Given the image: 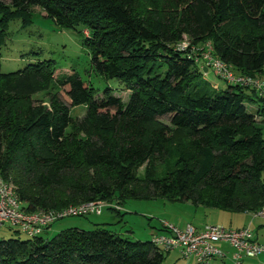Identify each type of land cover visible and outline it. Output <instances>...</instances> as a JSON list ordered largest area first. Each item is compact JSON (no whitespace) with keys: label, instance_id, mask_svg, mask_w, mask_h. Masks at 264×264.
I'll list each match as a JSON object with an SVG mask.
<instances>
[{"label":"trees","instance_id":"1","mask_svg":"<svg viewBox=\"0 0 264 264\" xmlns=\"http://www.w3.org/2000/svg\"><path fill=\"white\" fill-rule=\"evenodd\" d=\"M35 7L58 28L81 26L91 69L128 94L99 96L75 71L55 76L53 60L0 70V174L26 211L158 197L234 213L264 205L263 99L209 83L175 49L209 41L237 73L264 78V0H0V44L7 22L28 24ZM8 228L0 264H161L168 253L101 228L51 238Z\"/></svg>","mask_w":264,"mask_h":264},{"label":"rangeland","instance_id":"2","mask_svg":"<svg viewBox=\"0 0 264 264\" xmlns=\"http://www.w3.org/2000/svg\"><path fill=\"white\" fill-rule=\"evenodd\" d=\"M34 15L32 21L26 25H23L19 18L7 22L6 34L0 44V70L2 72L17 71L37 61L53 60L59 67L55 71V76L75 71L84 81L91 84L99 96L105 88L116 87L114 82L104 80L102 76L91 69L89 51L83 45L86 31H83L81 26L58 28L52 19L46 17L37 7L34 8ZM204 79L211 84L215 83L220 88L226 87L227 84L218 78L211 69L205 73ZM116 88L114 89L115 94L126 101L127 91L121 90L120 87ZM60 95L62 100L69 105V100L62 90ZM45 96V93H40L36 97L43 99L46 104ZM248 109L252 110L253 107L248 105ZM84 113L83 105L71 108V115L74 118H80ZM161 119L168 124L167 117ZM262 126L264 135V124ZM161 167L158 164L159 170ZM143 169V166L140 167L136 173L141 175ZM121 207L122 211L120 212L103 208V215L100 217H96L95 214L65 217L53 224V230L48 233L44 232L41 236L51 238L69 227L86 230L101 228L131 240L146 241L150 239L152 232L156 233L161 228L164 221L181 227L187 223L195 224V222L203 220L205 222H222L232 228H239L250 223L254 235L256 231H259L260 235L264 237V219L253 218L250 213L208 209L194 206L190 202L172 201L163 197L150 200L126 199ZM97 220L105 222L97 223ZM14 235L12 230H9L8 224L0 228V239ZM19 236L26 237L22 233ZM161 264H195V259L193 257L182 258L177 251H170L165 254Z\"/></svg>","mask_w":264,"mask_h":264},{"label":"built area","instance_id":"3","mask_svg":"<svg viewBox=\"0 0 264 264\" xmlns=\"http://www.w3.org/2000/svg\"><path fill=\"white\" fill-rule=\"evenodd\" d=\"M175 49L185 53L200 67L211 69L225 82L253 89L264 101V78L237 73L231 64L214 55L209 41L193 44L183 37ZM105 206L118 208L117 204L96 200L60 209L26 211L15 185L0 174V228L8 224L28 237L42 234L65 217L99 215ZM250 214L253 218L264 219V205ZM162 228L163 231L151 236L152 243L163 252L178 251L182 258L193 257L195 264H211L216 258H224L226 253L219 243H226L231 248V259L235 264H240L243 258H255L264 251V244L254 237L250 223L239 228L207 224L197 229L191 224L178 227L164 221Z\"/></svg>","mask_w":264,"mask_h":264},{"label":"crops","instance_id":"4","mask_svg":"<svg viewBox=\"0 0 264 264\" xmlns=\"http://www.w3.org/2000/svg\"><path fill=\"white\" fill-rule=\"evenodd\" d=\"M208 70H204V75H205V73L207 72ZM213 85H215V83H212ZM215 86H217V85H215ZM251 107H253V109L252 110H255V109H257V106L256 105H250ZM113 204H115V203H113ZM104 208H111V207H109V206H105ZM116 209H118L117 211H122V207L121 206H118V208H116ZM112 210V209H111ZM102 211H103V209H102ZM206 213H210V212H206ZM103 215V212H101L99 215H96V217H100V216H102ZM107 218V217H106ZM98 222L97 223H99V222H105V221H99V220H97ZM54 224V223H53ZM53 224L47 229V230H45V233H48V232H50L51 230H53L52 229V226H53ZM188 224H191V225H193L194 227H196L197 229H201V228H203L205 225H207V224H222V225H224L222 222H205V221H201L200 220V222H195V224H192V223H187V224H185L184 226H186V225H188ZM184 226H181V227H184ZM226 226V225H225ZM243 226V225H242ZM180 227V226H179ZM228 227V226H227ZM232 228V227H231ZM155 232H152V234H151V236L154 234ZM151 236H150V239H151ZM254 237L259 241V242H261L262 244H264V237L262 236V235H260V233H259V231H256L255 232V235H254ZM218 246L223 250V251H225V253H226V256L224 257V258H216V259H214L213 261H212V263L211 264H235L233 261H232V259H231V252H232V250H231V248L226 244V243H219L218 244ZM178 252V251H177ZM240 264H264V251L260 254V255H258L257 257H255V258H243V260L241 261V263Z\"/></svg>","mask_w":264,"mask_h":264},{"label":"water","instance_id":"5","mask_svg":"<svg viewBox=\"0 0 264 264\" xmlns=\"http://www.w3.org/2000/svg\"><path fill=\"white\" fill-rule=\"evenodd\" d=\"M204 70H206V68H204Z\"/></svg>","mask_w":264,"mask_h":264}]
</instances>
